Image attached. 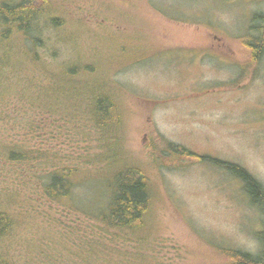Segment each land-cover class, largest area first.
<instances>
[{"label": "rangeland", "instance_id": "1", "mask_svg": "<svg viewBox=\"0 0 264 264\" xmlns=\"http://www.w3.org/2000/svg\"><path fill=\"white\" fill-rule=\"evenodd\" d=\"M51 1L64 11L78 42L72 55L87 54L112 71L110 88L124 116L119 150L146 173L154 191V258L165 264H225L217 249L255 253L264 216L249 205L241 183L208 163L159 167L151 148L171 143L239 165L264 187V56L251 65L240 42L252 17L264 14V0ZM136 58L142 61L132 63ZM84 131L85 146L97 148L94 132ZM23 133L21 121L9 127L0 122L2 143L20 144ZM42 140L43 148L66 155L76 147L59 137H39L38 149ZM38 164L40 174L46 169ZM14 171L0 170V205L25 182ZM40 186L38 179V188L21 191V205L35 209L15 214L21 215L4 243L10 264H36L32 247L40 236H67V208L48 205ZM98 193L84 188L81 198L88 202Z\"/></svg>", "mask_w": 264, "mask_h": 264}, {"label": "trees", "instance_id": "2", "mask_svg": "<svg viewBox=\"0 0 264 264\" xmlns=\"http://www.w3.org/2000/svg\"><path fill=\"white\" fill-rule=\"evenodd\" d=\"M63 12L51 0H0V122L9 127L11 121H21L25 130L20 144L0 142V170L15 167V176L25 181L2 197L0 264H10L4 243L21 215L16 212L35 209L31 203L21 205V191L38 188V179L47 204L66 207L69 222L67 236L38 237L32 247L36 264H165L154 258L156 248L150 239L155 228L152 184L119 150L124 116L110 88L112 71L87 54L72 55L78 42ZM240 42L248 49L250 64L257 65L264 56V14L252 17ZM135 61L142 59L131 62ZM84 128L94 132L97 148L85 146L89 140ZM39 137L48 142L59 137L68 148L72 143L76 147L66 155L49 145L43 148L42 140L38 149ZM31 142L34 146H29ZM151 152L153 162L164 168L185 160L208 163L241 183L249 205L264 216V187L239 165L171 143ZM38 163L46 169L40 174ZM84 188L99 193L87 202L81 198ZM256 241L255 253L217 250L225 264H264V228Z\"/></svg>", "mask_w": 264, "mask_h": 264}]
</instances>
